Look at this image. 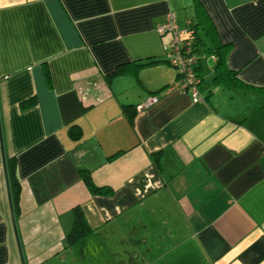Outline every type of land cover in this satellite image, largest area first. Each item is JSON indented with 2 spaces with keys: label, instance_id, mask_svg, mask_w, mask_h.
Returning a JSON list of instances; mask_svg holds the SVG:
<instances>
[{
  "label": "crops",
  "instance_id": "0c3cea01",
  "mask_svg": "<svg viewBox=\"0 0 264 264\" xmlns=\"http://www.w3.org/2000/svg\"><path fill=\"white\" fill-rule=\"evenodd\" d=\"M196 1L235 80L199 53L192 103L156 28L194 0H0V264H264V0Z\"/></svg>",
  "mask_w": 264,
  "mask_h": 264
},
{
  "label": "trees",
  "instance_id": "16d2710c",
  "mask_svg": "<svg viewBox=\"0 0 264 264\" xmlns=\"http://www.w3.org/2000/svg\"><path fill=\"white\" fill-rule=\"evenodd\" d=\"M193 8V16L189 20L185 21L183 25H179L180 27H184L185 31L187 33L188 38L191 40L192 45L194 47L195 53L198 57L199 53H203L208 56L209 60L213 63V73H214V81H227V82H233L232 80H229V77L231 79H234V75L231 74L230 71L225 69L223 56L225 51L227 50L226 45H221L215 35L213 27L208 20L207 16L205 15L204 11L201 9V6L197 3L196 0H194V4L192 6ZM176 18V17H175ZM177 21V20H176ZM200 33L206 40L209 42V48H203V43L200 39ZM201 47L203 49H201ZM201 50V51H200ZM211 57V58H210ZM197 60V65L198 61ZM197 65L195 67L196 76L199 79L200 84V77L197 73ZM175 71V70H174ZM176 74V72H175ZM235 80V79H234ZM226 82V83H227ZM198 84V87H199ZM127 107H121L122 112L126 115V117H130L126 112ZM129 119V118H128ZM130 120V119H129ZM70 137L76 138L77 132L71 127L69 130ZM153 156V154H151ZM85 175V174H83ZM84 183L89 191L91 192H101L103 188L97 187L93 185L89 180H87L86 176H84ZM88 227L85 225L82 218H80V211L74 210L73 211V221L72 226L69 231V233L66 236V245H72L73 243L77 242L78 240L82 239L89 233Z\"/></svg>",
  "mask_w": 264,
  "mask_h": 264
},
{
  "label": "built area",
  "instance_id": "2783aa9c",
  "mask_svg": "<svg viewBox=\"0 0 264 264\" xmlns=\"http://www.w3.org/2000/svg\"><path fill=\"white\" fill-rule=\"evenodd\" d=\"M156 30L160 35L169 37L168 42L163 45V53L166 63L176 72V78L167 90L188 93L191 102L197 103L201 100L198 90L199 79L195 71L198 57L185 28L178 25L173 12H167ZM157 102L156 97L149 96L137 109H147Z\"/></svg>",
  "mask_w": 264,
  "mask_h": 264
},
{
  "label": "water",
  "instance_id": "95a60500",
  "mask_svg": "<svg viewBox=\"0 0 264 264\" xmlns=\"http://www.w3.org/2000/svg\"><path fill=\"white\" fill-rule=\"evenodd\" d=\"M0 152H1V141H0ZM1 159H2L1 166L3 168L4 176H5L6 193H7L8 205H9V212H10V217H11V222H12V228H13V232H14V236H15L17 248H18V250L20 252L19 243H18V239H17V236H16V231H15V227H14V223H13L12 205H11L10 193H9V189H8V182L6 180L5 159H4V156H3L2 152H1ZM20 259H21V256H20Z\"/></svg>",
  "mask_w": 264,
  "mask_h": 264
},
{
  "label": "flooded vegetation",
  "instance_id": "af4514ba",
  "mask_svg": "<svg viewBox=\"0 0 264 264\" xmlns=\"http://www.w3.org/2000/svg\"><path fill=\"white\" fill-rule=\"evenodd\" d=\"M142 242L143 240L136 239L135 241L131 243V254L128 255V260L132 261L133 258H136L138 252L143 253V251L145 250V245H142ZM141 246H142V249H140ZM137 258H140V255H138Z\"/></svg>",
  "mask_w": 264,
  "mask_h": 264
},
{
  "label": "rangeland",
  "instance_id": "374dc122",
  "mask_svg": "<svg viewBox=\"0 0 264 264\" xmlns=\"http://www.w3.org/2000/svg\"><path fill=\"white\" fill-rule=\"evenodd\" d=\"M203 41H204V40H203ZM203 47H204V48H206V47H207V43H206L205 41L203 42ZM102 254H103V253H102ZM105 254H106V255H108V254L106 253V249H105ZM105 254H104V255H102V257H101V258H103V259H106V257H107V256H105ZM107 261H108V260H107Z\"/></svg>",
  "mask_w": 264,
  "mask_h": 264
},
{
  "label": "clouds",
  "instance_id": "9594fccd",
  "mask_svg": "<svg viewBox=\"0 0 264 264\" xmlns=\"http://www.w3.org/2000/svg\"><path fill=\"white\" fill-rule=\"evenodd\" d=\"M182 38H186V37H182Z\"/></svg>",
  "mask_w": 264,
  "mask_h": 264
}]
</instances>
